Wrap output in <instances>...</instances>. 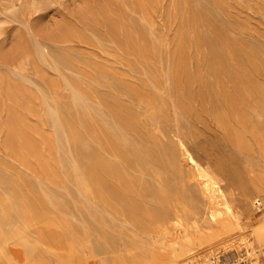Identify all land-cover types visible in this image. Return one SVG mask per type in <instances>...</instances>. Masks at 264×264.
<instances>
[{"label": "rangeland", "instance_id": "obj_1", "mask_svg": "<svg viewBox=\"0 0 264 264\" xmlns=\"http://www.w3.org/2000/svg\"><path fill=\"white\" fill-rule=\"evenodd\" d=\"M257 226L264 0H0V264H264Z\"/></svg>", "mask_w": 264, "mask_h": 264}, {"label": "bare ground", "instance_id": "obj_2", "mask_svg": "<svg viewBox=\"0 0 264 264\" xmlns=\"http://www.w3.org/2000/svg\"><path fill=\"white\" fill-rule=\"evenodd\" d=\"M64 2V1H63ZM20 7V6H19ZM42 50V49H41ZM43 53V52H42ZM183 147V153L185 155L186 161L188 163H190L191 167L194 169L195 171V175H196V179L198 180V182L201 185L202 190L204 191V193L206 194L209 203H211L212 205L215 206H223L227 211L226 212H230V203L226 198V195L224 193V191L222 190V188L220 187L218 181L216 180V177L214 176V174L204 165H202L199 161H197L192 155L191 153H189V151L186 149V147ZM262 203V201L260 200V198L257 199V204L260 205ZM217 206V207H218ZM222 208V207H221ZM222 210V209H221ZM212 213V219H216V213H213V211H211ZM216 212V211H215ZM224 213V212H223ZM221 215V214H219ZM233 216V214H232ZM219 218V217H218ZM229 218V217H227ZM235 218V217H233ZM235 220V219H234ZM236 222V221H235ZM237 224V223H236ZM249 233V232H248ZM142 235V234H141ZM249 234H247L248 236ZM252 235V239H254L255 243H257L258 247L262 248V250L264 249V226H257L256 228H254L251 232ZM250 235V236H251ZM251 239V240H252ZM245 240V238H244ZM250 241V240H249ZM253 241V240H252ZM241 242V241H240ZM239 242V243H240ZM244 242V241H243ZM181 251L185 250L186 252L190 253L192 248V240L190 237L185 236V237H181V243L178 244ZM239 245V244H238ZM250 245V244H249ZM243 246V245H242ZM253 246V245H252ZM239 248V247H237ZM248 249V248H246ZM251 249V248H250ZM245 250V249H244ZM255 250V249H254ZM252 251V250H251ZM250 251V252H251ZM236 252V251H234ZM244 252V251H243ZM197 254V253H196ZM241 254V253H240ZM170 258L167 261L168 264H177L178 262V254H176L174 251L170 252ZM198 255V254H197ZM200 255V254H199ZM202 255V254H201ZM210 255V254H208ZM253 255V252H252ZM238 256V255H237ZM244 257V255H242ZM248 256V255H247ZM256 256V253H255ZM198 257V256H197ZM239 257V256H238ZM215 258V257H214ZM251 258V257H250ZM203 259V258H202ZM248 260V259H247ZM198 261V260H197ZM202 261V260H201ZM207 261L209 262V259H206V257L203 259V264H208ZM241 261V260H240ZM199 262V261H198ZM257 262V260H256ZM195 263V262H194ZM248 263V262H247ZM260 263V262H259ZM210 264V263H209ZM249 264V263H248ZM251 264H256L255 262H252Z\"/></svg>", "mask_w": 264, "mask_h": 264}]
</instances>
